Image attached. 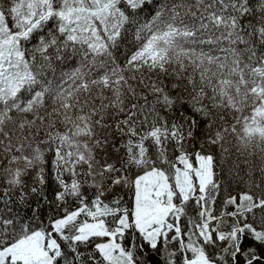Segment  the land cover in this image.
Returning <instances> with one entry per match:
<instances>
[{
    "label": "snow or ice",
    "instance_id": "obj_1",
    "mask_svg": "<svg viewBox=\"0 0 264 264\" xmlns=\"http://www.w3.org/2000/svg\"><path fill=\"white\" fill-rule=\"evenodd\" d=\"M0 264H264V0H0Z\"/></svg>",
    "mask_w": 264,
    "mask_h": 264
}]
</instances>
